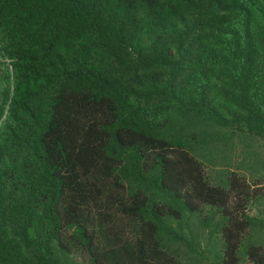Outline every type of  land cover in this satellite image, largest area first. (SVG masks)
Here are the masks:
<instances>
[{
  "label": "trees",
  "instance_id": "1",
  "mask_svg": "<svg viewBox=\"0 0 264 264\" xmlns=\"http://www.w3.org/2000/svg\"><path fill=\"white\" fill-rule=\"evenodd\" d=\"M0 264H264V0H0Z\"/></svg>",
  "mask_w": 264,
  "mask_h": 264
}]
</instances>
